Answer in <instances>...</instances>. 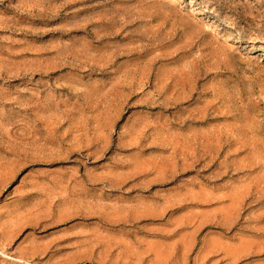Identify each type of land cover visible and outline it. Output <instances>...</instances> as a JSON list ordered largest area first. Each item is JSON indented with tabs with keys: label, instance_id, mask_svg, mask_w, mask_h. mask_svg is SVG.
<instances>
[{
	"label": "rangeland",
	"instance_id": "1",
	"mask_svg": "<svg viewBox=\"0 0 264 264\" xmlns=\"http://www.w3.org/2000/svg\"><path fill=\"white\" fill-rule=\"evenodd\" d=\"M0 264H264V0H0Z\"/></svg>",
	"mask_w": 264,
	"mask_h": 264
},
{
	"label": "bare ground",
	"instance_id": "2",
	"mask_svg": "<svg viewBox=\"0 0 264 264\" xmlns=\"http://www.w3.org/2000/svg\"><path fill=\"white\" fill-rule=\"evenodd\" d=\"M224 53V52H223ZM227 53V52H226Z\"/></svg>",
	"mask_w": 264,
	"mask_h": 264
}]
</instances>
